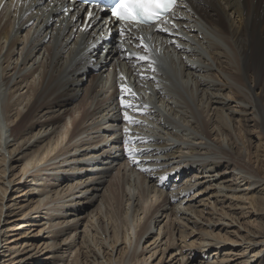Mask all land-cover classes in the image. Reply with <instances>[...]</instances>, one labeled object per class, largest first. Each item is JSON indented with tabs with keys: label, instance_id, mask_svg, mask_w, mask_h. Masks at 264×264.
Here are the masks:
<instances>
[{
	"label": "bare ground",
	"instance_id": "bare-ground-1",
	"mask_svg": "<svg viewBox=\"0 0 264 264\" xmlns=\"http://www.w3.org/2000/svg\"><path fill=\"white\" fill-rule=\"evenodd\" d=\"M23 11L0 0V264H264V167L248 174L218 143L245 139L249 121L264 131V0L180 2L171 34L153 32L131 61L116 37L84 53L41 7ZM141 95L158 98L143 124ZM246 204L258 231L237 261L220 243L239 242L213 232L231 221L200 219Z\"/></svg>",
	"mask_w": 264,
	"mask_h": 264
},
{
	"label": "rangeland",
	"instance_id": "rangeland-1",
	"mask_svg": "<svg viewBox=\"0 0 264 264\" xmlns=\"http://www.w3.org/2000/svg\"><path fill=\"white\" fill-rule=\"evenodd\" d=\"M142 96V97H141ZM140 96V100H141V105L143 104V110L144 111H142V112H146V113H144V114H142V112L139 114V117L137 116V118L139 119L138 121H137V123L140 121V124L142 123H144L146 120H149V118L151 117L150 115H149V113H155L156 114V104L154 103L155 101H154V99L155 100H157L158 98H155L154 97V99L153 98H151V97H149L148 95H144V97H143V95H141ZM143 98V99H142ZM153 99V100H152ZM130 99L128 98L127 99V101H129ZM145 103V104H144ZM145 105H148V107L147 106H145ZM69 108V106H62V110L64 111L65 109H68ZM149 110H148V109ZM154 110H153V109ZM152 109V110H151ZM152 111V112H151ZM154 111V112H153ZM148 112V113H147ZM147 114H148V116H147ZM68 117L66 118V119H69V115H67ZM143 118H142V117ZM144 116H146V117H144ZM141 118V119H140ZM232 120V119H231ZM233 123H234V121H233ZM136 124V123H135ZM139 124V125H140ZM235 124V123H234ZM252 124H253V122L252 121H249V125H248V128H247V135H246V138L245 139H241V136L239 135V133L237 132V130L235 131L236 133H234V135H230L229 133L227 134V136H226V138H220L219 139V141H218V143H222V142H225L226 143V145L227 146H230L229 147V149L230 150H232L231 151V153H230V156H232V157H236V160L237 161H239V159H241V161H240V166L243 168V167H247L248 168V174H250V175H256L255 173H254V171H256V169L257 168H260V170L261 169H263V167H264V155L263 156H261L260 158H259V160H257L256 161V159H255V154L257 153V151L255 152V150H261V148L263 149L264 148V131H263V128L261 127V126H252ZM131 126V127H130ZM132 127H134L133 126V124H131V125H129V128H130V130H131V128ZM141 128V127H140ZM145 128V127H144ZM174 128V130H175V128L177 129L176 131L179 133V134H185V131L182 129V127H177V126H175V127H173ZM183 131V132H182ZM131 132V131H130ZM128 134H130V133H128ZM262 140V141H261ZM242 141L244 142V144L242 143ZM260 144V145H259ZM127 146V148L129 147V145H126ZM260 146V147H259ZM120 147H122V146H120ZM123 149H124V146H123ZM184 151H186V150H184ZM264 152V151H263ZM248 153V154H247ZM250 153V154H249ZM245 155V157H244V155ZM248 155V156H247ZM244 158V159H243ZM249 158V159H248ZM249 167H250V171H249ZM233 168L232 167H228V168H226L224 165H222L221 167H219V168H217V171L218 172H221V174L222 175H225L227 178H229V179H233L234 178V172H232L231 170H232ZM233 171H235L234 169H233ZM263 170H261V174H263V172H262ZM241 183H243V182H241ZM168 184V183H167ZM161 185H163V184H161ZM215 186V185H214ZM213 186V187H214ZM264 191V190H263ZM253 193H255V192H251L249 195H252ZM1 194V193H0ZM11 194H13V192H11ZM190 194H192V193H189L188 195H190ZM263 194H264V192H263ZM8 196H9V191H8V194H7ZM116 197L117 198H114L113 199V204H115L116 206H118V211H117V207L115 206L114 207V209H115V212H114V215H116L117 216V219H119V217H121V213H123V209L120 207V205H119V203H120V199H121V197L119 196V194H117L116 195ZM120 197V198H119ZM206 197V196H205ZM0 198H1V195H0ZM119 198V199H118ZM117 199V200H116ZM119 200V201H118ZM119 203H118V202ZM236 201V199H232V203H234ZM185 202V201H184ZM184 202H183V204H182V206L181 207H185V204H184ZM212 202H213V200H212ZM216 207L217 208H220L221 207V203H216ZM245 210H243V211H241V209H235L234 210V212L232 213V212H230V210H227V208H223L224 210H226L227 212H228V215L229 214H231L232 216H233V218L232 219H224V220H222L223 218H221L222 217V215H221V217H220V215H219V213L217 214H205V215H203L204 217L203 218H201L200 219V221L201 222H203V223H207V221H206V219H208V218H210L211 219V221H213V222H217V220L218 219H221L219 222L220 223H222V222H224V223H226V222H228V221H231V224H230V227L227 225V226H225V229H222V230H220V228H216V229H214L213 230V232L214 233H220V234H222V236H224V237H226V236H228L229 238H230V240H237L238 242H239V244L237 243L236 245L237 246H232L233 245V243L232 242H228V243H226V244H221V243H223V242H221L220 243V245H222V246H224V245H227V246H231L232 248H234V249H236V250H234L233 251V254H234V256H233V260H237V261H239V260H241L243 257H241V254L243 253V252H245V250H246V255H249V251L251 250V246L250 247H247L248 245H247V241H246V239L245 240H243L242 242H240V240H241V238L243 237V235H245V233L247 232V230H249V232H256V230L258 231V229H257V225H258V218H257V216L259 215L260 216V213H253L251 210H250V206L248 205V204H246L245 205ZM121 210V211H120ZM210 209H208L207 211H209ZM217 210H220V209H217ZM223 210V211H224ZM109 211V210H108ZM113 212V211H112ZM189 212V211H188ZM219 212V211H218ZM10 213V210H7V209H4V213H3V216L1 217V223L3 222V220L4 219H6V218H8V220L10 219V217H8L9 214ZM190 213V212H189ZM107 214V213H106ZM110 214V213H109ZM113 214V213H112ZM252 214V215H251ZM184 217V216H183ZM207 217V218H206ZM123 216L120 218V223H123ZM105 220H107V217L105 216ZM121 220H122V222H121ZM0 223V224H1ZM120 223H118V224H120ZM218 226V225H217ZM238 227V228H237ZM201 228H204V225H202V227ZM199 230V229H198ZM209 230H210V228H209ZM227 230H229L230 232H233L234 230H236V232L234 231V234L232 233H225V231H227ZM121 231L124 233V223L121 225ZM226 234V235H225ZM97 237H95L94 238V243L96 244V245H100V242H101V239H100V234L99 233H97V235H96ZM53 239V238H52ZM56 239V241H57V243H59V246L57 247V249H55L56 250V254L58 255V256H62L63 254V258H65L66 257V255H67V253H64L65 251H66V246H63L62 245V243H61V237L59 236V237H56L55 238ZM185 239V238H184ZM189 241H192V239L191 240H189ZM195 242V241H194ZM247 247V248H246ZM5 248H2V250H4ZM63 252V253H62ZM192 252H193V250H192ZM3 253V252H2ZM4 253H6L5 251H4ZM211 253V251L209 252V254ZM221 253V255L222 254H224V250H218V254H216V256L217 255H219ZM262 254H263V258H264V251H262ZM212 254H210V256H211ZM220 255V256H221ZM196 256V255H195ZM207 256V254H204V255H202L201 253L198 255V261H196L195 263L196 264H199V260L201 259V260H205V257ZM82 259H83V257H81ZM61 259H62V257H61ZM196 259V260H197ZM254 262V261H253ZM253 262H251V264H254ZM62 264H66V261H64ZM232 264V263H231ZM250 264V263H249Z\"/></svg>",
	"mask_w": 264,
	"mask_h": 264
},
{
	"label": "snow or ice",
	"instance_id": "snow-or-ice-1",
	"mask_svg": "<svg viewBox=\"0 0 264 264\" xmlns=\"http://www.w3.org/2000/svg\"><path fill=\"white\" fill-rule=\"evenodd\" d=\"M175 0H118L112 14L119 20L129 23H146L159 12H166ZM91 15V14H90Z\"/></svg>",
	"mask_w": 264,
	"mask_h": 264
}]
</instances>
